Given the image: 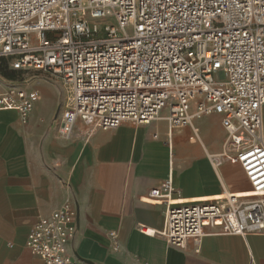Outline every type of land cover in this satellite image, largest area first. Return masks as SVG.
Listing matches in <instances>:
<instances>
[{
	"label": "built area",
	"instance_id": "built-area-1",
	"mask_svg": "<svg viewBox=\"0 0 264 264\" xmlns=\"http://www.w3.org/2000/svg\"><path fill=\"white\" fill-rule=\"evenodd\" d=\"M1 63L64 84L65 138L78 121L89 132L161 120L168 134H197L198 120L218 116L227 149L210 160L237 164L241 175L220 194L175 202L169 174L141 201L164 205L156 233L169 246L264 236V0H0ZM34 97L11 85L0 92V110L25 123ZM76 212L65 199L30 226L25 247L45 264H87L69 250ZM105 236L117 251L118 231Z\"/></svg>",
	"mask_w": 264,
	"mask_h": 264
},
{
	"label": "crops",
	"instance_id": "crops-1",
	"mask_svg": "<svg viewBox=\"0 0 264 264\" xmlns=\"http://www.w3.org/2000/svg\"><path fill=\"white\" fill-rule=\"evenodd\" d=\"M4 72L0 92L25 87L35 100L25 123L16 111L0 110V264H45L25 247L27 233L67 198L77 209L69 250L87 264H251V256L253 264H264L260 235H206L198 245L189 239L184 247L169 246L156 233L164 205L141 201L169 174L179 190L175 202L220 194L241 175L237 164L215 167L210 160L227 149L218 116L198 120L197 134L189 127L168 134L161 120L89 132L78 121L65 138L59 127L64 84L51 78L23 85L17 77L23 73ZM108 230L118 231L115 252L106 247Z\"/></svg>",
	"mask_w": 264,
	"mask_h": 264
},
{
	"label": "rangeland",
	"instance_id": "rangeland-1",
	"mask_svg": "<svg viewBox=\"0 0 264 264\" xmlns=\"http://www.w3.org/2000/svg\"><path fill=\"white\" fill-rule=\"evenodd\" d=\"M0 66H1L0 69L7 70V67H6L5 63H1ZM17 77H19L18 79H21V80L22 79H27L28 80L26 82H23V85H25L27 82L35 83V82H48V81H50V80H48L46 78V76L44 74H41V73L35 72V71H30V72H28L26 74H23V76L18 75ZM66 92H67V89L65 91V89L61 88L60 96H59L60 97L59 98V103H60L61 107L64 106L65 98H66Z\"/></svg>",
	"mask_w": 264,
	"mask_h": 264
},
{
	"label": "trees",
	"instance_id": "trees-1",
	"mask_svg": "<svg viewBox=\"0 0 264 264\" xmlns=\"http://www.w3.org/2000/svg\"><path fill=\"white\" fill-rule=\"evenodd\" d=\"M0 72L3 73V74L5 73L4 70H2V69H0Z\"/></svg>",
	"mask_w": 264,
	"mask_h": 264
}]
</instances>
